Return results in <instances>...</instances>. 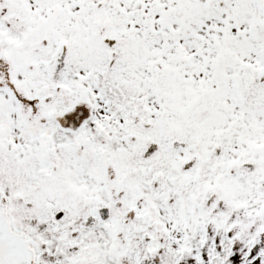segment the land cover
<instances>
[{
    "label": "snow or ice",
    "instance_id": "1",
    "mask_svg": "<svg viewBox=\"0 0 264 264\" xmlns=\"http://www.w3.org/2000/svg\"><path fill=\"white\" fill-rule=\"evenodd\" d=\"M0 264H264V0H0Z\"/></svg>",
    "mask_w": 264,
    "mask_h": 264
}]
</instances>
